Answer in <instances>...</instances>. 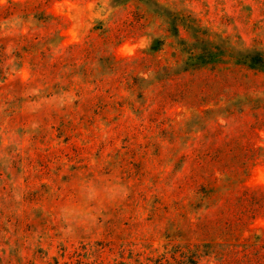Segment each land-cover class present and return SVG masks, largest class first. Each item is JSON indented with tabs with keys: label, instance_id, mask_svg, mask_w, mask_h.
Instances as JSON below:
<instances>
[{
	"label": "rangeland",
	"instance_id": "rangeland-1",
	"mask_svg": "<svg viewBox=\"0 0 264 264\" xmlns=\"http://www.w3.org/2000/svg\"><path fill=\"white\" fill-rule=\"evenodd\" d=\"M199 32L264 0H0V264H264V74Z\"/></svg>",
	"mask_w": 264,
	"mask_h": 264
},
{
	"label": "trees",
	"instance_id": "trees-1",
	"mask_svg": "<svg viewBox=\"0 0 264 264\" xmlns=\"http://www.w3.org/2000/svg\"><path fill=\"white\" fill-rule=\"evenodd\" d=\"M206 37L207 36H205V34L199 32L192 41H183L182 45L189 46V50L182 53H188L190 55L189 59L191 62L196 60L205 66L211 64L218 66L217 64L224 63V61H230V64L235 61L237 62L236 65L238 67H243V69L264 74L263 51H252L238 44L240 53L236 52L237 49L235 46H230L227 54L222 56V54H220V47L215 46L213 42H210V39ZM152 50L154 52L158 51L155 47L152 48ZM261 122L264 124V119L261 120ZM246 193L248 194L247 191Z\"/></svg>",
	"mask_w": 264,
	"mask_h": 264
}]
</instances>
